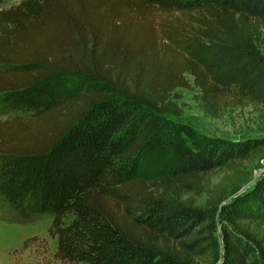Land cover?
Here are the masks:
<instances>
[{"label": "trees", "instance_id": "16d2710c", "mask_svg": "<svg viewBox=\"0 0 264 264\" xmlns=\"http://www.w3.org/2000/svg\"><path fill=\"white\" fill-rule=\"evenodd\" d=\"M263 37L264 0L0 9V200L23 221L51 216L60 264H264V220L248 216L264 211V171L240 192L264 137L204 136L162 174L143 170L184 131L169 118L178 89L211 118H264Z\"/></svg>", "mask_w": 264, "mask_h": 264}, {"label": "rangeland", "instance_id": "374dc122", "mask_svg": "<svg viewBox=\"0 0 264 264\" xmlns=\"http://www.w3.org/2000/svg\"><path fill=\"white\" fill-rule=\"evenodd\" d=\"M22 0H0V9L17 5ZM264 40V37L263 39ZM256 51L264 55V43L253 44ZM76 81L77 78L69 77ZM189 82H191V79ZM178 104L182 107L180 116L169 118L184 131L177 136V145L166 151H156L148 156L143 170L148 175L162 174L181 153L200 149L204 136L227 140L264 137V118L258 107L237 108L221 118L206 116L200 108L196 89H178ZM7 119V117L5 118ZM4 119V120H5ZM246 178L241 189L250 190L264 171V148L243 164ZM223 175L213 177L209 187L214 186ZM207 197L198 201L202 206ZM252 212V210H250ZM251 213L249 218L264 220V211ZM52 218L45 215L32 221L17 218L9 207L0 200V264H60L54 258L56 240L48 235ZM34 238V240H32Z\"/></svg>", "mask_w": 264, "mask_h": 264}, {"label": "water", "instance_id": "95a60500", "mask_svg": "<svg viewBox=\"0 0 264 264\" xmlns=\"http://www.w3.org/2000/svg\"><path fill=\"white\" fill-rule=\"evenodd\" d=\"M243 190L241 189L240 192H242Z\"/></svg>", "mask_w": 264, "mask_h": 264}]
</instances>
